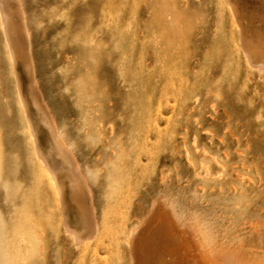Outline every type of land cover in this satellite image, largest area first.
I'll return each instance as SVG.
<instances>
[{
	"label": "rangeland",
	"instance_id": "1",
	"mask_svg": "<svg viewBox=\"0 0 264 264\" xmlns=\"http://www.w3.org/2000/svg\"><path fill=\"white\" fill-rule=\"evenodd\" d=\"M22 1L40 85L88 172L100 220L127 225L124 245L130 223L159 192L178 200V208L207 195L188 184L195 175L186 160L194 131L216 137L228 124L249 140L257 152L241 146L252 161L231 179L264 187V68H250L240 49L230 59L226 0ZM259 12L240 23L264 27ZM5 39L0 19V264H116L113 251V260L101 252L92 261L89 249L86 255L56 231L59 199L47 177L36 178L35 145ZM31 116L52 157L46 128L35 110ZM207 212L218 220L232 216ZM254 213L252 223L264 224V209ZM126 247L117 264H129Z\"/></svg>",
	"mask_w": 264,
	"mask_h": 264
},
{
	"label": "bare ground",
	"instance_id": "2",
	"mask_svg": "<svg viewBox=\"0 0 264 264\" xmlns=\"http://www.w3.org/2000/svg\"><path fill=\"white\" fill-rule=\"evenodd\" d=\"M226 2L229 25L225 34L230 43V59L234 60L236 52L239 53L241 50L250 68H264V27L254 26L249 22L248 26L240 23V17H244V14L249 15L247 18L256 19L255 10L260 11L259 16L264 21V10H262L264 0H226ZM0 19L14 68L18 85L16 86L19 89V99L28 116V126L35 145V159L38 165L36 178L43 181L47 177L49 187L54 188L59 199L57 206L61 225L56 226V229L61 228L60 230L71 238L73 247L79 248L84 253L86 251L83 249H89L92 261L97 260L101 252L108 256L113 251L117 257L115 259L121 262L122 248L127 246L129 264H264V224L252 223L254 212L257 209H264V194L261 195L264 193V187L258 189L253 184L245 185L239 180L231 179L233 175L241 176L243 167L248 162L251 164L252 160L246 157L247 154L241 147L251 142L243 139L236 131H230L228 124L224 127L225 131L217 134L216 137L206 136L208 141L200 135V131L192 132L194 135L191 142L194 146L192 149L185 147L186 160L195 171L188 184L190 187L199 186L200 191H205L207 195H201L199 201L186 203L183 204L186 207L178 208L175 204L179 202L178 200L172 196L166 197L165 192H159L130 223L125 246L120 233L127 225L119 226L117 222H113L118 225L113 226L110 219V226L104 219L100 220L95 204V191L93 192L91 186L92 181L90 177L88 179V172L86 174L85 169L83 170L74 146L72 147V143H69L64 136L40 85L32 33L23 1L0 0ZM196 97L198 99V95ZM196 102L200 106L201 102L197 100ZM183 103L181 109L186 108L184 107L186 102ZM199 106L195 103L193 108L197 109ZM34 110L38 115L39 123L46 128H44L45 133L55 146L50 150L53 153L52 157L48 154V146L46 147L43 142L44 136L41 135L43 133L39 134L36 129L37 124L34 125V116H31ZM189 110L187 115L185 114L187 117L193 111L191 108L192 111L190 110L188 115ZM185 111L186 109L183 112ZM175 131L173 133H176ZM182 136L185 139L184 134ZM169 137L173 138V135ZM157 138L158 136L156 140ZM149 139L146 138L147 144L150 143ZM187 139L186 143L189 142ZM248 148L251 149L250 153L256 154L253 144ZM141 161L142 157L139 158L140 163ZM228 166L231 172L227 170ZM225 189L231 190L230 196L223 195ZM259 195L262 196V203L256 202ZM218 208L222 213L232 216L218 220L207 212L208 210L216 212ZM1 223L2 218H0V236ZM106 232H108L107 236L110 232L113 235L110 234L108 238ZM106 256L100 259L107 260ZM111 258L113 260L112 256Z\"/></svg>",
	"mask_w": 264,
	"mask_h": 264
}]
</instances>
